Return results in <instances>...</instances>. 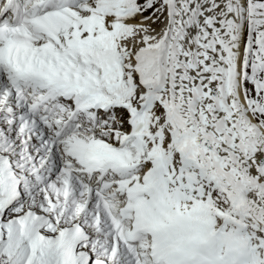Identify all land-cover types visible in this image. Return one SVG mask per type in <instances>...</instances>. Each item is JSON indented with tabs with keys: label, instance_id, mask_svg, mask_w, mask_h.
Instances as JSON below:
<instances>
[{
	"label": "snow or ice",
	"instance_id": "1",
	"mask_svg": "<svg viewBox=\"0 0 264 264\" xmlns=\"http://www.w3.org/2000/svg\"><path fill=\"white\" fill-rule=\"evenodd\" d=\"M0 264H264V0H0Z\"/></svg>",
	"mask_w": 264,
	"mask_h": 264
}]
</instances>
